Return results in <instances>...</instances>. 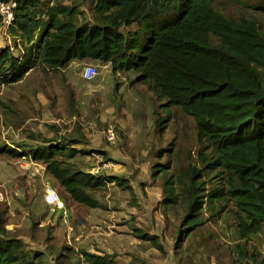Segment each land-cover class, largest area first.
Returning <instances> with one entry per match:
<instances>
[{
  "label": "rangeland",
  "instance_id": "obj_1",
  "mask_svg": "<svg viewBox=\"0 0 264 264\" xmlns=\"http://www.w3.org/2000/svg\"><path fill=\"white\" fill-rule=\"evenodd\" d=\"M60 2L80 3L82 19L92 22L88 0ZM216 7L227 17L256 20L264 35V15L227 0ZM15 38L0 27V47L18 56L22 44ZM88 65L97 71L91 82L82 77ZM135 80L133 73L85 60L57 70L36 66L21 81L0 86V146L28 153L66 137L84 151L72 160L76 167L105 180L92 193L99 206L91 208L72 201L30 156L2 154L0 232L20 240L25 251L40 253L42 264H87L83 252L109 264H264V226L244 236L233 203L215 214L203 212L202 225L180 232L184 209L165 203L164 184L170 175L201 166L194 123L174 109L162 127L165 103ZM164 166L170 167L166 177L153 174ZM115 177L123 186L109 182ZM47 187L64 209L45 204Z\"/></svg>",
  "mask_w": 264,
  "mask_h": 264
},
{
  "label": "trees",
  "instance_id": "obj_2",
  "mask_svg": "<svg viewBox=\"0 0 264 264\" xmlns=\"http://www.w3.org/2000/svg\"><path fill=\"white\" fill-rule=\"evenodd\" d=\"M15 1L9 32L22 45L18 56L10 47H0V86L21 81L36 66L57 70L74 61L110 64L115 73H133L136 82L165 103L162 127L174 109L194 123L201 166L170 175L164 184L165 203L184 209L185 229L180 232L189 234L202 225L203 212L215 214L226 203L238 211L244 236L261 231L264 35L256 20L225 16L216 7L219 0H88L92 22L82 19L80 3ZM227 1L264 15V0ZM60 139L44 141L28 153L1 145L0 155L30 156L72 201L97 208L92 193L105 180L76 167L72 160L84 151L76 141ZM169 170L164 166L153 174L166 177ZM109 182L124 184L118 177ZM1 232L0 264H42L40 253L25 251L20 240ZM82 254L87 264H109L97 255Z\"/></svg>",
  "mask_w": 264,
  "mask_h": 264
},
{
  "label": "built area",
  "instance_id": "obj_3",
  "mask_svg": "<svg viewBox=\"0 0 264 264\" xmlns=\"http://www.w3.org/2000/svg\"><path fill=\"white\" fill-rule=\"evenodd\" d=\"M15 9H16L15 0H10L9 2H3L0 0V15L2 17V21L0 22V27L9 29V27L12 25ZM96 76H97V71L95 70L93 66L88 65L84 67L82 71V77L85 81L91 82L95 79ZM108 138L109 139L112 138L111 133ZM44 201L46 205L53 206L56 209L61 210V209H64L65 207L64 202L57 196L55 191L51 189L50 187H47V189L45 190Z\"/></svg>",
  "mask_w": 264,
  "mask_h": 264
},
{
  "label": "clouds",
  "instance_id": "obj_4",
  "mask_svg": "<svg viewBox=\"0 0 264 264\" xmlns=\"http://www.w3.org/2000/svg\"><path fill=\"white\" fill-rule=\"evenodd\" d=\"M46 204V203H45ZM48 206V205H47ZM55 208V207H54ZM56 209V208H55Z\"/></svg>",
  "mask_w": 264,
  "mask_h": 264
},
{
  "label": "crops",
  "instance_id": "obj_5",
  "mask_svg": "<svg viewBox=\"0 0 264 264\" xmlns=\"http://www.w3.org/2000/svg\"><path fill=\"white\" fill-rule=\"evenodd\" d=\"M66 193V192H65Z\"/></svg>",
  "mask_w": 264,
  "mask_h": 264
}]
</instances>
